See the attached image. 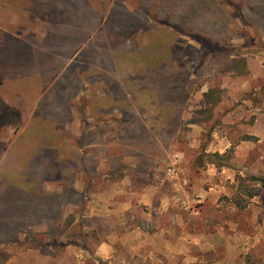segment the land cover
<instances>
[{
    "label": "rangeland",
    "instance_id": "rangeland-1",
    "mask_svg": "<svg viewBox=\"0 0 264 264\" xmlns=\"http://www.w3.org/2000/svg\"><path fill=\"white\" fill-rule=\"evenodd\" d=\"M33 1L0 0V264H264V0H102L51 57Z\"/></svg>",
    "mask_w": 264,
    "mask_h": 264
},
{
    "label": "crops",
    "instance_id": "crops-1",
    "mask_svg": "<svg viewBox=\"0 0 264 264\" xmlns=\"http://www.w3.org/2000/svg\"><path fill=\"white\" fill-rule=\"evenodd\" d=\"M20 5L23 6L24 4L21 3ZM120 6L123 8L125 13L130 14L133 12L123 3ZM115 7H114V3H112L109 11L105 12V2L103 3L102 0H34L33 3H29L26 7H22V11H24V18L27 20L26 22L32 23L33 28L38 29V27L40 26H38L37 23L40 24L42 23L43 25L40 28L54 31V33H52L51 35L53 36L52 38L53 42H50V46H51L50 57H51L56 55L57 54L56 52L58 50L62 52L63 55L69 53L70 47L71 46L73 47V45L77 43L68 37L69 31H73V30L80 31V30L96 28L101 18L108 19L111 15L112 16L115 15L114 12ZM106 14H108L107 17ZM109 19L112 20L113 18L111 17ZM96 44L97 43H95V45ZM89 45L86 44L85 48ZM88 48L89 47L84 49L83 53L86 50L88 51L89 50ZM80 53L82 55V50ZM70 56H72V54ZM62 60L67 61L66 58H63ZM89 60L90 59L87 58V60L85 61H88L89 63L90 62ZM88 68L89 66L87 67V69ZM88 71L89 72L86 73L87 78H89L90 77L89 75L91 74L90 69H88ZM83 74L85 75V73ZM81 96H82V92L80 96H78V98L81 99L79 109H81L82 112L86 110H90V108H94L91 107L90 105L89 96L86 97H81ZM103 102L104 103L98 102L99 110L105 109L107 107L106 102L105 101ZM70 110H72V108H69V117H72L73 115L72 112H70ZM53 124L57 127L58 122L54 121ZM3 189H5V187L1 185L0 192ZM23 211L25 212H21L18 215L21 214L20 216H23L24 214L27 213V208L24 205H23ZM4 230L9 231V228L8 229H6V227H4L3 229L0 228L1 232ZM157 262L160 261L157 260Z\"/></svg>",
    "mask_w": 264,
    "mask_h": 264
},
{
    "label": "trees",
    "instance_id": "trees-1",
    "mask_svg": "<svg viewBox=\"0 0 264 264\" xmlns=\"http://www.w3.org/2000/svg\"><path fill=\"white\" fill-rule=\"evenodd\" d=\"M220 94V93H219ZM206 99H207V101L210 103V102H212V106H215L219 101H220V98L219 97H217V99H212V98H210V96L207 94L206 95ZM216 101V102H215ZM213 157H215V158H221V155L220 154H218V153H216V154H213L212 155ZM227 165V163L225 164V163H223L221 166H226ZM255 181H258L259 182V184H260V186L259 187H254V188H251V187H249L248 185H245V188L248 190V194H249V196L250 197H254V196H256V195H259V194H261V193H263L264 192V177H260V178H256V179H254ZM244 187V186H243ZM44 206L45 205H40L39 206V209H42V208H44Z\"/></svg>",
    "mask_w": 264,
    "mask_h": 264
}]
</instances>
